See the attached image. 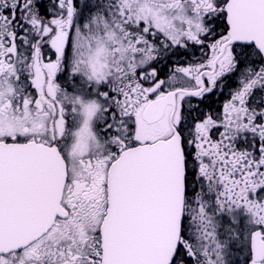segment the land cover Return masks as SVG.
Masks as SVG:
<instances>
[{"label": "snow or ice", "instance_id": "obj_1", "mask_svg": "<svg viewBox=\"0 0 264 264\" xmlns=\"http://www.w3.org/2000/svg\"><path fill=\"white\" fill-rule=\"evenodd\" d=\"M0 264H264V0H0Z\"/></svg>", "mask_w": 264, "mask_h": 264}]
</instances>
